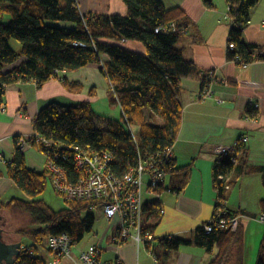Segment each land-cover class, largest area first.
<instances>
[{"label": "trees", "instance_id": "trees-1", "mask_svg": "<svg viewBox=\"0 0 264 264\" xmlns=\"http://www.w3.org/2000/svg\"><path fill=\"white\" fill-rule=\"evenodd\" d=\"M121 1L127 8L126 16L82 15L75 0H0V105L4 104L7 87L14 83L32 81L40 88L45 82L58 78L60 72H75L90 64H98L108 80L112 102L120 108V120L99 117L86 102L63 105L51 101L39 110L33 122L34 131L62 148L54 156L43 144L33 143L31 146L49 156L71 181L76 178L75 147L109 152L114 158L112 170L117 175L136 166L140 159L162 156L173 147L180 129L181 78L200 79V91L207 85L206 73L198 72L193 62L185 60L183 50L177 46L189 24L181 9L167 10L160 0ZM259 1L225 0L233 23L228 44H234L233 50L228 48L226 59L238 65L264 61V46L243 40V29ZM204 5L213 8L210 0H204ZM6 15L10 20L4 23L2 17ZM170 23L176 25L177 32L155 33L156 28ZM102 40L118 44L137 41L144 45L146 54L130 52L118 44L102 43ZM12 41L20 45L18 52L10 46ZM21 58L25 61L3 72L6 66ZM65 86L73 88L67 83ZM90 94H94L93 90ZM145 112L161 124H154ZM245 115L256 119L258 109L249 105ZM237 152L236 163L231 161L236 155H216L212 176L217 202L212 218L216 217L220 203L228 199L225 187L231 182L228 184L226 179L238 163L240 145ZM192 165L179 168L175 158L170 160L164 165L167 180L156 192L169 189V193H181L188 186ZM7 176L26 197L0 203L4 238L29 248L21 250L15 264H47L44 255L49 254L45 248L48 237L67 234L73 244H77L92 232L95 216L94 212L87 211L86 205L66 201L69 207L56 212L37 200L51 182V176L46 170L38 173L26 167L16 140L13 160L7 163ZM262 184L264 190V175ZM160 209L158 200L144 204V232L153 234L160 224ZM259 209L264 216V197ZM234 215L240 214L226 209L223 218ZM239 226L236 231L215 227L210 233L199 227L189 239L165 237L158 241V246L168 252L194 246L211 256L206 264H243L245 227L241 222ZM117 238L115 228L108 236V242H116ZM147 248L153 252L151 246ZM255 264H264V233Z\"/></svg>", "mask_w": 264, "mask_h": 264}, {"label": "crops", "instance_id": "crops-1", "mask_svg": "<svg viewBox=\"0 0 264 264\" xmlns=\"http://www.w3.org/2000/svg\"><path fill=\"white\" fill-rule=\"evenodd\" d=\"M75 1L82 15L127 14L121 0ZM160 1L167 10L179 8L187 16L189 24L177 46L183 50L184 59L193 62L198 72L213 73L212 95L200 99L201 80L181 78V124L172 149L179 168L193 165L188 186L181 193L163 192L160 196L164 213L153 232L151 256L146 247L145 254L133 241L121 244L108 242V224L102 212L96 211L94 214L97 213L98 218L106 223L103 234H99L95 226L91 232L96 245L101 248L100 259L103 264H206L211 256L204 250L183 246L176 252H168L158 246V241L168 236L189 239L195 229L212 218L217 202L212 176L213 163L217 158L214 149L233 146L244 136L248 140L245 144L238 143L240 158L226 179L231 185H227L228 199L224 206L229 212L241 215L240 222L245 227V262L255 264L264 233V216L259 209L264 197V61L238 65L226 59L228 34L233 23L225 0H210L211 9L206 8L204 0ZM9 20L7 15L2 17L4 23ZM243 40L248 44L264 46V0H260L251 10L249 23L243 29ZM15 42L12 41L10 46L18 52L20 45ZM101 42L118 44L110 40ZM118 45L130 52L146 54L144 45L137 41H122ZM23 61L25 58L6 66L3 72L12 70ZM65 83L73 88L68 89ZM90 90H93V95ZM51 101L63 105L89 103L94 113L103 119L120 120L121 116L119 106L112 102L108 80L98 64H90L75 72H60L58 78L45 82L40 88L32 81H19L8 86L4 104L0 105V203L12 198L26 199L7 176V163L13 160L15 140L21 136L29 137L35 132L33 122L39 110ZM109 103L119 109L117 116ZM249 105L258 109L256 119L246 117ZM145 115L152 122L158 120L150 118L149 112H145ZM22 153L29 170L38 173L45 170L46 158L38 149L30 146L24 148ZM145 196V203L155 200L149 194ZM81 250H77L72 257L62 259L60 264H74ZM44 257L46 261L52 259L51 254Z\"/></svg>", "mask_w": 264, "mask_h": 264}, {"label": "built area", "instance_id": "built-area-1", "mask_svg": "<svg viewBox=\"0 0 264 264\" xmlns=\"http://www.w3.org/2000/svg\"><path fill=\"white\" fill-rule=\"evenodd\" d=\"M154 31L155 33H174L177 32V27L174 23H170L158 27ZM228 48L233 50L234 44H228ZM205 77L207 85L199 92L200 99H206L212 95L211 84L214 75L206 73ZM131 133L133 134V131ZM247 140L242 136L233 146L216 147L214 153L220 156L236 155L231 159L232 163H236L238 145L245 144ZM16 143L21 150L30 147L33 143L43 144L48 153L54 156L62 148L61 145L45 140L36 132L29 137H18ZM45 158V170L51 176L53 189L65 201L84 204L89 212L101 211L108 224L109 236L117 228L118 238L115 241L118 244L133 241L138 246L152 247L154 244L153 234L144 232L143 227L144 196L145 194H154L156 195L154 199L160 202L162 192H156V189L167 180L164 165L174 158L172 148L166 150L162 156L140 159L136 166L117 175L112 170L114 158L109 152H94L75 147L73 148L76 174L74 181H71L66 172L57 166L49 156L45 155ZM225 188L228 189L227 186ZM166 192L169 193V189ZM163 213L164 210L161 208L160 214ZM225 214L224 203H220L216 217L202 225L204 231L210 233L215 227L236 231L241 215L223 218ZM74 245L67 234L48 237L45 240V248L52 255V259L47 261V264H60L62 259L72 257V246ZM28 249V246L21 245V250L27 251ZM147 250L152 254L151 250L148 248ZM100 253V246L91 245L87 249L79 251L74 264H103Z\"/></svg>", "mask_w": 264, "mask_h": 264}, {"label": "rangeland", "instance_id": "rangeland-1", "mask_svg": "<svg viewBox=\"0 0 264 264\" xmlns=\"http://www.w3.org/2000/svg\"><path fill=\"white\" fill-rule=\"evenodd\" d=\"M14 42V41H13ZM16 43V42H15ZM109 106L111 108V110L113 112H118L119 113V109L117 108V106L113 105L112 103H109ZM115 116H117V113L115 114ZM156 125H159L161 124V122H159V120H156V122L154 123ZM133 131L134 133L136 132V129L133 128ZM163 193V192H162ZM160 194L163 195V194ZM21 193L19 192L18 193V197H20ZM149 196L151 197H156V195L154 194H149ZM146 197V196H145ZM24 198V196H23ZM37 200H41L43 201L45 204H47L52 210L54 211H61V210H64L66 208L69 207V204L59 195L57 194L54 189H53V186L52 184L50 183V181L48 182L47 186H46V189L45 191L43 192V194H41L40 196L37 197ZM97 213L94 214L95 218H96V221H95V224L94 226L96 227H93L95 230H97L99 232V234H103V231H104V228L106 227V223L105 221L103 220H100V218H98V216L96 215ZM241 221V219H240ZM7 224L5 225V228L7 229ZM94 237V234L93 233H89L87 234L83 240L77 244H75L74 246H72V254H75L77 253V250H84V249H87L89 246L91 245H96L97 244V241L95 240ZM140 251L145 253L146 254V251L148 253V255L151 256V254L148 252V250H144V245H140ZM139 254V258L142 257V254ZM104 258V257H103ZM152 259V258H151ZM141 261H143L141 259ZM246 256H244V253H243V264H246Z\"/></svg>", "mask_w": 264, "mask_h": 264}, {"label": "water", "instance_id": "water-1", "mask_svg": "<svg viewBox=\"0 0 264 264\" xmlns=\"http://www.w3.org/2000/svg\"><path fill=\"white\" fill-rule=\"evenodd\" d=\"M1 220V217H0ZM21 253L20 242H8L4 238V229L0 223V264H15Z\"/></svg>", "mask_w": 264, "mask_h": 264}, {"label": "bare ground", "instance_id": "bare-ground-1", "mask_svg": "<svg viewBox=\"0 0 264 264\" xmlns=\"http://www.w3.org/2000/svg\"><path fill=\"white\" fill-rule=\"evenodd\" d=\"M242 226V225H241ZM240 227V226H239ZM263 231V230H262ZM169 237V236H168ZM150 247V246H149ZM150 249V248H149ZM152 249V248H151Z\"/></svg>", "mask_w": 264, "mask_h": 264}]
</instances>
